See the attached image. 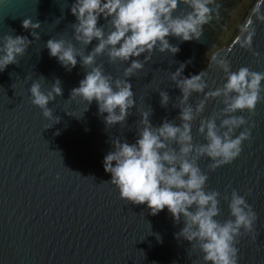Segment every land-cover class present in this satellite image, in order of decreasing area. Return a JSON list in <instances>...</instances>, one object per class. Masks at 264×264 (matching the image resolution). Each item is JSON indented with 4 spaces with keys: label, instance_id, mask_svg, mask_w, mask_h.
<instances>
[{
    "label": "water",
    "instance_id": "95a60500",
    "mask_svg": "<svg viewBox=\"0 0 264 264\" xmlns=\"http://www.w3.org/2000/svg\"><path fill=\"white\" fill-rule=\"evenodd\" d=\"M74 2L0 0V37L19 35L32 40L18 65L0 71V264H202L198 250L175 238L183 224H174L167 209L153 216L147 205L119 197L108 182L111 176L104 171L103 160L112 150L111 140L135 143L136 122L149 107L153 126L176 120L179 109L173 105L180 92L170 75L181 64L190 61L184 77L206 73V92L224 82L219 60H227L231 71L248 67L264 72V0H216L220 7L204 26L200 42L181 43L169 37L180 51L175 56L154 51L143 70L128 78L135 107L124 125L112 128H106L95 101L87 106L79 97L70 98L85 75L79 58L77 66L67 71L44 47L50 38L71 40ZM182 11H187L183 5L176 14ZM25 18L40 22L39 40L21 27ZM103 24L104 18H98V26ZM72 42L78 49L83 47ZM130 62L131 58L128 63L110 64L106 56L97 58L113 79L123 78ZM41 76L45 79L42 90L50 89L56 78L62 82V96L48 105L51 120L29 99L32 80ZM160 91L170 97L166 108L160 105ZM202 98V94L193 95L189 103ZM217 109V102L210 98L201 118ZM237 115L248 123L236 135L250 128V139L242 143L239 156L215 170L209 169L207 158L200 159L198 166L208 176L206 190L218 191L221 197L235 190L257 215L254 230H242L237 238V264H264V99L251 114ZM55 117L60 118L56 124ZM198 123L192 127L193 141L203 143L197 135ZM220 208L218 219H228L223 199Z\"/></svg>",
    "mask_w": 264,
    "mask_h": 264
},
{
    "label": "clouds",
    "instance_id": "9594fccd",
    "mask_svg": "<svg viewBox=\"0 0 264 264\" xmlns=\"http://www.w3.org/2000/svg\"><path fill=\"white\" fill-rule=\"evenodd\" d=\"M181 5L187 11L176 14ZM219 7L216 0H75L70 9L76 21L71 25V40L50 38L44 47L67 71L77 66L79 58L85 75L79 86L71 90L70 98L79 97L87 106L95 101L106 128L122 126L135 107L128 78L143 70L154 51L175 56L180 48L170 43L169 37L181 43L200 42L204 26L212 22L213 13ZM100 17L105 24L98 26ZM40 26V22L30 18H25L21 25L24 30H31L30 35L37 40L40 35L36 30ZM253 34L247 38L249 50ZM94 40L97 43L85 54ZM72 41L83 47L78 49ZM31 43L32 40L19 35L0 37V71L9 65H18ZM142 55L144 58L140 60ZM100 56H106L110 64L128 63L131 58L123 78L113 79L105 74L103 64L97 63ZM187 63L190 61L170 75L180 92L173 105L179 109L176 120H164L159 126H153L149 119L151 108L140 113L135 143L119 138L111 140L112 150L103 160L104 171L110 174L108 182L117 188L122 200L147 205L153 216L167 209L174 224L182 223L175 238L187 241L191 249L198 250L202 264H237V238L242 230H254L257 215L245 196L235 190L223 197L218 191L206 190L208 176L198 161L207 158L211 161L209 169L215 170L239 156L242 143L250 139V128L236 135L248 123L237 113L251 114L264 99L261 96L264 72L248 67L231 71L227 60H219L224 82L206 92V73L182 76ZM44 81L42 76L32 80L29 99L43 117L51 120L53 111L48 105L62 96V82L56 78L50 89L42 90ZM201 94L202 99L189 103L193 95ZM159 96L161 107L166 108L170 100L168 93L160 91ZM210 98L217 102L218 109L201 118ZM54 119L56 124L60 118ZM197 121V135L203 137V143L193 141L192 127ZM221 199L229 211L226 220L218 219Z\"/></svg>",
    "mask_w": 264,
    "mask_h": 264
}]
</instances>
